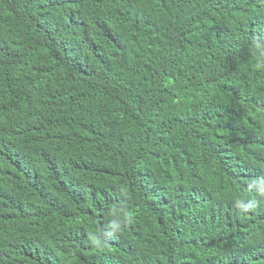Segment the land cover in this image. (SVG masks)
<instances>
[{"label":"trees","instance_id":"16d2710c","mask_svg":"<svg viewBox=\"0 0 264 264\" xmlns=\"http://www.w3.org/2000/svg\"><path fill=\"white\" fill-rule=\"evenodd\" d=\"M0 264H264V0H0Z\"/></svg>","mask_w":264,"mask_h":264}]
</instances>
